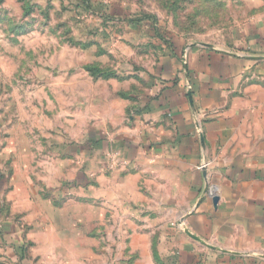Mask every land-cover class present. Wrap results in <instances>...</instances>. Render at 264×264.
<instances>
[{
    "label": "rangeland",
    "instance_id": "rangeland-1",
    "mask_svg": "<svg viewBox=\"0 0 264 264\" xmlns=\"http://www.w3.org/2000/svg\"><path fill=\"white\" fill-rule=\"evenodd\" d=\"M261 18L264 0H0V264H163L161 183L91 135L179 37L231 47Z\"/></svg>",
    "mask_w": 264,
    "mask_h": 264
},
{
    "label": "crops",
    "instance_id": "crops-1",
    "mask_svg": "<svg viewBox=\"0 0 264 264\" xmlns=\"http://www.w3.org/2000/svg\"><path fill=\"white\" fill-rule=\"evenodd\" d=\"M235 41L179 37L91 135V153L161 183L159 214L180 222L163 230V264H264V18Z\"/></svg>",
    "mask_w": 264,
    "mask_h": 264
},
{
    "label": "water",
    "instance_id": "water-1",
    "mask_svg": "<svg viewBox=\"0 0 264 264\" xmlns=\"http://www.w3.org/2000/svg\"><path fill=\"white\" fill-rule=\"evenodd\" d=\"M215 200L217 199V198H214Z\"/></svg>",
    "mask_w": 264,
    "mask_h": 264
}]
</instances>
